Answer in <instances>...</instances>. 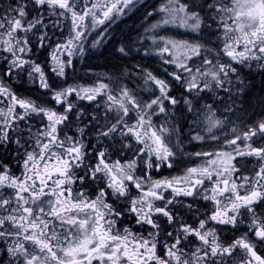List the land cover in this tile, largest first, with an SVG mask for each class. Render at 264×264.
Wrapping results in <instances>:
<instances>
[{
  "label": "snow or ice",
  "instance_id": "obj_1",
  "mask_svg": "<svg viewBox=\"0 0 264 264\" xmlns=\"http://www.w3.org/2000/svg\"><path fill=\"white\" fill-rule=\"evenodd\" d=\"M138 5L142 0L0 5V264H264V143L254 146V138L264 140V120L226 141L232 151L195 153L207 161L183 177L151 176L171 168L182 150L183 138L172 143L177 111L192 114L191 127L203 125L216 140L213 130L226 123L217 109L233 112L243 91L235 65L264 72V0H167L147 12L160 19L140 41L117 48L126 58L135 43L140 53L151 40L157 55L168 54L170 80L137 66L147 99L128 87L117 96L104 83L67 84L72 57L110 42L108 25ZM171 26L220 32L223 46L210 59L200 44L159 35ZM45 52L41 62L37 54ZM25 80L56 107L18 95L12 85ZM205 139L200 130L191 135ZM224 228L240 234L225 243Z\"/></svg>",
  "mask_w": 264,
  "mask_h": 264
},
{
  "label": "flooded vegetation",
  "instance_id": "obj_2",
  "mask_svg": "<svg viewBox=\"0 0 264 264\" xmlns=\"http://www.w3.org/2000/svg\"><path fill=\"white\" fill-rule=\"evenodd\" d=\"M182 1H185L186 4L192 3V0H182ZM7 2L8 0H0V5L7 3ZM200 2L202 3L203 0H200ZM142 5L143 6H140L137 8L138 10L136 9L134 12H132L130 15H128L122 20V23L120 25L122 24L128 25L126 29H123L121 32H118V31L116 32L117 29L115 30V28L111 29L112 37L110 38V42L101 46V48L98 47V48L93 49L89 47L88 50L86 51L88 55L84 57V61L81 62V64L83 66L88 65L90 67V69L88 68V70L90 72L95 71L96 73L101 71V67H105L109 69L110 67L114 68L116 66H122L123 63L119 61L121 57L117 52V48L120 46L121 38L125 40L127 38L126 36L131 34L130 33L132 30L131 23H134L140 16H144L145 10L150 9L151 7V4H148V3H144ZM141 9L144 10L143 14L141 13ZM196 10L198 11L199 9H196ZM218 37L220 38L218 39ZM188 39L190 42H194V41L196 42L193 45L200 44L203 46V49H208L209 50L208 52H204L202 49V55H208L210 59L213 58L216 52L219 51V49L222 48L223 46V37H222V33L220 32H217L216 35L209 36L207 31L201 30V32L199 33L196 32V33L188 34ZM90 43L91 41L89 40V44ZM115 43H118V44H115ZM122 44H126V41ZM164 55L166 57L168 56L167 53H165ZM89 58H94V59L86 63V61ZM141 58L153 59L151 56L149 55L143 56L141 53H137L136 55H133L131 60L129 61V64L132 66L131 67L132 72L134 73H136V71L138 72L137 66H140L144 69L150 68L154 71L156 76L157 75L161 76L158 74V72H156L157 70H159L161 66L157 63L156 65H153L155 62L154 59L151 60L150 64L146 66L142 64L140 60ZM104 59H107L106 61L108 62L104 61ZM109 60H111L110 63H109ZM199 62H200L199 59H197L196 64H199ZM162 63H163V68L168 69L166 78L167 80H170L171 77L168 75V73H170L169 68L171 67L167 63H164V62ZM99 65H102V66L99 67ZM235 66L239 69L240 79L244 81L242 85L243 91L240 92L235 97L236 103L234 105L233 112L226 113L224 111L223 105H221L217 109L216 111L217 118L222 119V120L226 119V123L220 129L213 130L217 139L212 140L211 138H208V134L203 131V125H201L199 129H193L191 127L192 121L194 119L192 114L188 113L187 111H177L175 113V125L177 128V136L172 138V143H175L178 138H183L182 150L178 151L176 155L174 156L172 160L171 168L164 166V167H161L159 171H153L151 173L152 179L164 180V179H172L174 177L176 178L183 177L186 173V170L189 169L188 167L190 166H196V167L200 166L201 167L202 166L201 162L199 161L201 158L196 159V163H189L191 159L190 156L193 155V153L232 151V147L227 146L226 141L235 138V136L237 135L242 136L243 133L247 131L249 128H252L256 124H258V122L264 120V72H260L256 70L255 68H253L250 71L247 67L243 65H239V64H236ZM135 69L137 70L135 71ZM87 76H88L87 74H84L80 70L79 75H78V80L77 79L73 81L69 80L67 81V84L80 85L81 87H93V86H96L97 83H100L97 80L85 82L83 79L87 78ZM120 80L121 79H118V81H115L114 83H110V86L113 89L112 92H110L111 94L116 93V95H118V92H116L117 90L116 87L120 89L121 86L125 85V86H128L129 88L134 89L135 85L137 84L136 82L131 83V82H125V81H120ZM59 83L62 84L63 82H59ZM28 85H30V87L29 88L27 87L26 90L29 89L31 92H27L26 90L23 89L24 81H22V83L21 81L14 82L12 86L14 90L17 92V94L18 92H20L24 96L25 92H27V95H26L27 98H31L35 100L36 102H38L39 99L37 100L34 97V93L37 92L38 94V90L35 87H33L29 81H28ZM34 89H36V91ZM182 92H183L182 89L173 86L172 94L174 96L179 97L181 96ZM40 93L42 92L40 91ZM138 93L145 98L143 92H138ZM220 95L223 96L224 94L221 93ZM72 99L75 100V97H72ZM98 99H99V102L103 104L106 101V96L99 97ZM46 102H47V106L56 107L49 100H47ZM42 103H45V102H42ZM76 103L82 104L89 111H91V108L94 107V105H89L87 101L76 100ZM57 110L60 111L62 109L57 108ZM37 121L38 120H35L34 123H36L38 126L39 122L37 123ZM154 125L157 128L161 127L163 125V120L162 122L154 123ZM74 130L75 129H73V131ZM197 130H200L201 134H204L206 136V139L205 141L199 144V149H196L193 151V149L190 148V145L192 143L190 138H191V135H195V132ZM185 134H189V135L185 136ZM163 135L165 138H167V133H164ZM260 143H264V140H262L259 137L254 138V146H258ZM237 144L239 145L241 149L244 148L243 141H237ZM202 160L205 161L206 163L207 157H202ZM254 163L255 162L251 158H249L246 161L247 168L251 170ZM164 195L168 196L169 192L166 191ZM201 204L203 205V202H201ZM208 207L210 208L211 205H208ZM201 210L202 211L204 210L203 206ZM188 222L192 223L191 220H189ZM128 223H129L128 221H125V226H128ZM241 231H243V229ZM239 234L240 233H234L228 228H224L223 231L220 232V237H221V240L224 241L225 243H230L231 240L234 238V236L239 235ZM261 248H262V252H264V246H261Z\"/></svg>",
  "mask_w": 264,
  "mask_h": 264
},
{
  "label": "rangeland",
  "instance_id": "obj_3",
  "mask_svg": "<svg viewBox=\"0 0 264 264\" xmlns=\"http://www.w3.org/2000/svg\"><path fill=\"white\" fill-rule=\"evenodd\" d=\"M181 1L182 0H180V2ZM144 3L151 4L150 9H146L145 13H144V16H140L134 23H131L132 24V26H131L132 30L130 32L131 34L126 36L127 38L125 40H123L121 38V43L120 44L124 43L125 41H126V44H132L133 42L140 41L141 37L144 36V34H145V28L149 27L152 23H155L157 20L160 19V16H156V17H153V18H147V12L148 11H156V10L160 9L161 7H163L167 3V0H150V1L142 0V4H144ZM182 3H186V2L182 1ZM140 6L141 5H138L137 8L140 7ZM135 10L136 9H133V10L129 11L128 15H130ZM143 12H144V10L141 9V13L142 14H143ZM128 15L120 16L114 23L108 25L109 37L110 38L112 37L111 36V34H112L111 33V29L112 28H115V30L117 29L116 32L117 31L121 32L123 29L127 28L128 25H125V24L120 25V24L122 23V20L125 17H127ZM103 27H101V28H103ZM158 31H159V35L165 36V37H167L170 40H175L177 42H188L190 44L196 43L195 41L194 42H190L189 39H188V34L196 33V32H193V31H191L189 29H186V28H183V27L171 26L167 30L160 29ZM91 39L92 38H89L90 41H91ZM115 44H118V43H115ZM140 47H141L140 43H135L134 50H133L132 54L129 57L122 58L120 56L121 59L119 61L123 63L122 66H116L114 68L110 67L108 69V68H105V67H101L102 65H99V67H101V71L98 72V73H96L93 70H92L93 72H90L88 70V68L90 69V67L87 64H86L87 66H83L81 64V62L84 61V57L86 55H88L87 53H85V55H84V57L82 59L80 57H78V56H74V57H72L73 63H74V67L69 68L67 70V72H68L67 81H69V80L73 81L75 79L78 80L79 71L81 70L84 74L88 75L87 78L83 79L85 82L86 81L97 80L100 83L107 84L108 85V90L107 91H109V92H112V90H113L112 87L110 86V83H114L115 81H118V79H121L120 81H125V82H131V83L136 82L137 84L135 85L134 89L137 92H143V94L145 96V99H147L149 93L146 90H143V80L140 78L139 75H137V71H136L137 69H135L136 73L131 71V69H132L131 67L132 66L129 64V61L131 60L132 56L137 54V52L135 51V48H140ZM99 48H101V47H99ZM143 48H149V50L152 51L153 54H151L149 56H151L154 59V61H155L153 65H156V63H157V64H159L161 66L159 68V70L156 71L161 76H158V75L156 76L154 71L152 69H150V68L146 69V70L150 71L154 76H156V77H158L160 79L167 80L166 75H167L168 69H164L163 68V63L162 62H163L164 59H167L168 56L166 57L164 55L163 58H162L160 55H157L155 53V51L151 48V40H145V42L143 44V47L141 48V52H140L142 55H143ZM174 54L175 55H181V53L176 51V50H174ZM154 55H155V57H154ZM143 56H145V55H143ZM79 59H80V61H79ZM93 59L94 58H89L86 61V63H88L89 61H92ZM168 65L171 67V68H169V72L174 71L173 66L170 65V64H168ZM129 73H132V75H129ZM76 81H74V82H76ZM59 82H63V81H59ZM23 87H24L23 88L24 90H26L27 87L28 88L30 87V85H28V81L27 80L24 81V86ZM122 87H128V86H125V85L121 86L120 89ZM116 89H117L116 92H118L117 96H119L120 89H118L117 87H116ZM26 91L27 92H31L29 89H27ZM27 92H25V95L22 96V97L27 98V96H26ZM38 94H37V92L34 93V97L37 100L39 99L38 103L46 102L48 100V97L46 95L40 93V91H38ZM114 95H116V93ZM162 120H163V118L154 120V123L162 122ZM38 122H39V120L37 121V123ZM187 135H189V134H185V136H187ZM190 140H191V138H190ZM191 142L192 143L190 145V148H192L193 151L196 150V149H199V144L201 143L200 141H192L191 140ZM190 157H191V159H190L189 163H196V159H200V158L201 159L199 161L201 162L202 166L205 163V161L202 160V157L196 156L195 153H193V155H191ZM191 167H196V166H190L188 168H191ZM197 167H200V166H197Z\"/></svg>",
  "mask_w": 264,
  "mask_h": 264
},
{
  "label": "trees",
  "instance_id": "obj_4",
  "mask_svg": "<svg viewBox=\"0 0 264 264\" xmlns=\"http://www.w3.org/2000/svg\"><path fill=\"white\" fill-rule=\"evenodd\" d=\"M37 55H38V57H39V59H40L41 62H45L47 60V53L46 52L43 53V54L38 53ZM106 60L107 59H104V61H106ZM140 60H141V62H142L143 65H146L147 66V65L150 64V61L153 60V59H151V58L150 59L149 58H141ZM106 62H108V61H106ZM110 62H111V60H109V63ZM112 65H114V64H112ZM21 83H22V81H21ZM20 85H19V87H20ZM34 90L36 91V89H34ZM18 95L23 96L20 92H18Z\"/></svg>",
  "mask_w": 264,
  "mask_h": 264
}]
</instances>
